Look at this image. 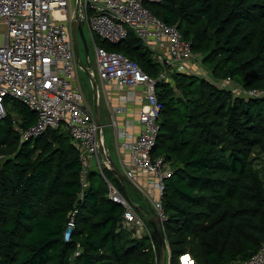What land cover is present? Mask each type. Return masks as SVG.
Segmentation results:
<instances>
[{
	"label": "trees",
	"instance_id": "trees-1",
	"mask_svg": "<svg viewBox=\"0 0 264 264\" xmlns=\"http://www.w3.org/2000/svg\"><path fill=\"white\" fill-rule=\"evenodd\" d=\"M143 6L177 29L215 79L186 70L156 85L161 108L151 156L162 157L170 174L162 200L169 264L187 254L194 264L242 262L264 247V96L245 94L264 90V0ZM106 48L158 77L160 67L132 29ZM5 102L19 121L9 113L0 120V264H159L146 219L150 237L123 224L122 207L107 197L96 170L82 186L68 130L48 128L24 140L20 130L36 114ZM103 175L121 190L112 170Z\"/></svg>",
	"mask_w": 264,
	"mask_h": 264
},
{
	"label": "built area",
	"instance_id": "built-area-1",
	"mask_svg": "<svg viewBox=\"0 0 264 264\" xmlns=\"http://www.w3.org/2000/svg\"><path fill=\"white\" fill-rule=\"evenodd\" d=\"M146 1L161 0H79L73 13L69 0H0V25L6 28L0 45V120L7 114L5 101L12 99L36 114V122L27 130H20L22 139L37 138L48 128L67 129L79 154L82 186L87 185L88 171L95 166L105 179L107 197L122 207V223L134 227L136 235L150 237L146 222L128 197L103 175L107 154L100 126L88 111L75 81L71 37L73 19L80 20L82 29L86 27L93 38L98 36L109 44L123 41L130 28L151 50V58L160 67L158 77H151L131 59L94 43L96 75L101 82L115 83L118 89L144 88V103L137 116L138 133L127 135L115 126V121L111 124L117 138L125 139L118 142L128 157L123 165L124 178L135 185L163 222L162 200L170 174L162 157L151 156L161 108L156 85L172 73L186 71L187 62L198 56L175 27L166 25L143 6ZM91 75L94 77V73ZM245 94L261 97L264 90H249ZM142 175L150 186L148 192L134 183ZM74 214L75 210L64 230L66 241L74 227ZM181 261L194 264L188 254ZM230 264H264V247L250 258Z\"/></svg>",
	"mask_w": 264,
	"mask_h": 264
},
{
	"label": "crops",
	"instance_id": "crops-1",
	"mask_svg": "<svg viewBox=\"0 0 264 264\" xmlns=\"http://www.w3.org/2000/svg\"><path fill=\"white\" fill-rule=\"evenodd\" d=\"M82 31H83V29H82ZM95 65H96V63H95ZM186 65H187L186 67L188 69L187 72L195 73L194 71H192V66L194 65L193 63L189 64L187 62ZM92 73H94V77L92 76V78H96L97 80H99L97 78L96 71L95 72L91 71V74ZM99 83H100V85H96L95 84V86H96L97 111H98V117H99V123H100L99 126H100L101 136H102V139H103V147H104L105 153L107 154L108 158H110V160H111V156H110L109 151L107 150V148L105 146V140H104V137H103V134H102V125H101L102 114H100V109H99V106H98V104H99L98 101L100 100L101 97L104 100L103 102H104V105H105V110L107 112V114H103L105 116V120H108V122H109L108 125H110L111 128L113 127L116 153H117V156H118V159H119V163L121 165V169L112 160H111V162L120 170V172L123 175V170H124L123 169V165L127 161L128 157H127L126 152H124L125 150H123L120 147H118V142L120 140L124 141L125 139H122V138L118 139L117 138L116 130H115L114 126L111 123H112V121L113 122L115 121V123H116L115 126H117V128L119 130H122L127 135H136L138 133V131H139V123H138V120H137V116H138V113L140 111V108L142 107V104L144 103V101H143L144 88L143 87H141V88L138 87L136 89H133V88L122 87V88L118 89L115 86L116 85L115 83L106 84V83L101 82L100 80H99ZM221 86H224V85H221ZM91 90H92V85H91ZM135 98H137V99H135ZM85 103H86V105H88L87 102H85ZM93 106H94V102H93V91H92V107H88V106L87 107H88V111L90 112V114L92 115V117L94 119V107ZM92 168H94L92 170H96V167L93 166V165H92ZM104 168L112 170L109 167H103V169ZM114 175H115V173H114ZM119 182H120V180H119ZM134 183H136L138 186H140L142 188V190L145 191V192H148L149 189H150V186L147 183V178L144 177L143 175L139 176V178H136ZM120 185H121V190L120 191L123 193V195L128 197L130 195L129 191L130 190H135L143 198V200L147 203L149 209L146 210V211L141 209V205H139V204L134 205L136 213L141 215V216H143L144 219L147 220L149 218V216H150L149 212L151 211V206H150L149 202L146 200V198L140 193L139 190H137L135 185L132 184L131 182L124 181L122 184L120 182ZM142 211L144 213H141ZM148 229L150 230L149 226H148ZM168 254H169V252H168ZM168 258H169V256H168ZM167 260L168 259H166L165 264H169Z\"/></svg>",
	"mask_w": 264,
	"mask_h": 264
},
{
	"label": "rangeland",
	"instance_id": "rangeland-1",
	"mask_svg": "<svg viewBox=\"0 0 264 264\" xmlns=\"http://www.w3.org/2000/svg\"><path fill=\"white\" fill-rule=\"evenodd\" d=\"M75 8H76V0H69L70 12L73 13L75 11ZM5 32H6L5 26L0 25V45L3 44V42H4V33ZM83 34H84V38H85V42H86V47L88 49V56L86 57L84 46H83L82 42H80V40H79V57H78V60L76 59L75 52H74V61H75V72H74V74H75V81H76L79 89L81 90V92L83 94L84 102H87L88 107H92L91 80L94 82V84L100 85L99 80H97L96 78H92V76H91V71H94V72L96 71L94 43L96 45L102 46L104 48L107 47V43L104 42L103 39H101L98 36H94V38H93L92 35L90 34V32L86 29V27L83 28ZM152 61H153V59H152ZM188 63L194 64L192 66V71H194L196 74L205 76V73H206L207 77L209 78V80L211 82L215 80L212 77L211 73L209 72L208 67L206 65L202 64L200 62V59H197L194 56L193 59L190 60ZM103 101L104 100L101 97L100 100L98 101L99 102L98 106L100 109V114H102L101 125H102V134H103V137L105 140V146H106L107 150L109 151V154L111 156V160L121 169V165L119 163V159H118V156L116 153L113 127L111 128L110 125H108L109 122H108V120H105V116L103 115V114H107ZM6 108H7V113H9L11 115L12 120L15 122H18L19 121L18 109L14 108L11 105V103H8ZM92 169H94V168H91V170ZM129 193H130V195L128 196V199L131 201V203L133 205H137V204L141 205V209H143L144 211L149 209L147 203L143 200V198L135 190H130ZM141 213H144V212L142 211ZM139 217L142 220H145L143 216L139 215Z\"/></svg>",
	"mask_w": 264,
	"mask_h": 264
},
{
	"label": "water",
	"instance_id": "water-1",
	"mask_svg": "<svg viewBox=\"0 0 264 264\" xmlns=\"http://www.w3.org/2000/svg\"><path fill=\"white\" fill-rule=\"evenodd\" d=\"M76 2L78 4L79 0H76ZM71 36H72V42H73L76 59L78 60V57H79V40L82 42L84 46V50H85L86 57H87L88 49L86 47V42H85V38L83 35L82 24L80 20H77V19L72 20ZM91 85H92L93 102H94V106H93L94 107V119H95L96 124L99 126L100 123H99V117H98V111H97L96 86L93 81H91ZM107 159H108V163L105 165V167L111 168L122 184L125 181L124 176L122 175L120 170L111 162L108 156H107ZM147 222L151 225L153 232L155 234V237H156L157 244L159 246V252H160L159 264H165L166 259H168L167 261L169 263V258H168L169 251H168V246H167L166 239L164 236L162 221L159 219L156 213H154L153 211H150V216L147 219Z\"/></svg>",
	"mask_w": 264,
	"mask_h": 264
},
{
	"label": "clouds",
	"instance_id": "clouds-1",
	"mask_svg": "<svg viewBox=\"0 0 264 264\" xmlns=\"http://www.w3.org/2000/svg\"><path fill=\"white\" fill-rule=\"evenodd\" d=\"M71 37H72V36H71ZM91 76H92V75H91ZM123 176H124V175H123ZM125 181H126V179H125ZM126 197H127V196H126ZM151 211H153V210L151 209ZM149 214H150V212H149ZM144 221H145V220H144ZM146 221H147V220H146ZM146 221H145V222H146ZM146 224H147V222H146Z\"/></svg>",
	"mask_w": 264,
	"mask_h": 264
}]
</instances>
